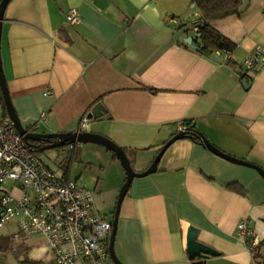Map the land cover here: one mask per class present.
Returning <instances> with one entry per match:
<instances>
[{"label":"crops","instance_id":"1","mask_svg":"<svg viewBox=\"0 0 264 264\" xmlns=\"http://www.w3.org/2000/svg\"><path fill=\"white\" fill-rule=\"evenodd\" d=\"M192 1L11 0L0 57L22 126L61 134L76 132L80 119L89 118L87 132L123 148L139 173L184 121H192L213 147L264 173V68L247 78L243 65L256 47L264 50V0H242L240 15L209 23L235 43L228 59L182 45L193 36L186 31L196 20ZM70 9L80 24L66 23ZM177 18L190 22L178 28ZM118 178L116 170L117 188ZM245 218L262 239L260 173L179 138L154 173L131 182L119 208L114 252L121 264H192L186 235L193 227L197 240L219 253L203 264H264V248L250 254L237 238V223ZM34 244L31 260L48 264L45 243Z\"/></svg>","mask_w":264,"mask_h":264},{"label":"built area","instance_id":"2","mask_svg":"<svg viewBox=\"0 0 264 264\" xmlns=\"http://www.w3.org/2000/svg\"><path fill=\"white\" fill-rule=\"evenodd\" d=\"M65 21L76 26L81 17L76 9H70ZM196 26L194 34H198ZM215 56L229 58L221 51ZM243 65L245 75L251 78L264 68V50L256 47ZM45 117L41 114V120ZM90 122L82 117L77 132H87ZM185 130L181 124L178 132ZM75 145L58 148L59 158H69ZM63 173L45 165L8 117L0 119V229L12 224L16 228L12 241L41 239L52 254L48 264H114L108 251L112 222L97 211L94 192ZM236 234L250 254L259 248L261 238L248 219L237 223Z\"/></svg>","mask_w":264,"mask_h":264},{"label":"water","instance_id":"3","mask_svg":"<svg viewBox=\"0 0 264 264\" xmlns=\"http://www.w3.org/2000/svg\"><path fill=\"white\" fill-rule=\"evenodd\" d=\"M11 0H0V40H1V29H2V21L5 9L7 5L9 4ZM184 44L190 47V49L196 51L197 47L192 41V38L187 37L184 39ZM0 96L3 100L7 117L11 120V122L14 124L16 131L20 136L23 137L24 141H27L29 139L34 141H40L42 139H46L49 141L48 146L45 148V150L48 149H58L60 147H64L69 144H94L98 146L104 147L106 150L111 152L115 158L119 161L120 165L122 166L124 173H125V181L122 184L117 201L115 206V213L112 220V230L109 234V246L108 251L110 254V258L113 261L114 264H121L119 260L117 259L115 252H114V240H115V233L117 228V217L119 213V208L121 205V202L123 198L125 197L128 188L131 184V182L135 178H141L145 177L147 175H150L156 171L157 164L159 163L161 157L163 156L164 152L167 150V148L176 140L181 138V133L170 139L158 152V154L153 159L151 165L145 170L144 172H135L129 162V159L123 149L119 146H117L115 143L111 142L109 139L90 132H67V133H61V134H31L24 126H22L21 122L19 121L15 110L13 108V105L11 103V100L9 98V94L7 91L6 81L3 74L2 69V63H1V57H0ZM98 110L95 108L93 112ZM94 118H96V114H94ZM89 119V118H88ZM53 141V142H52ZM201 143L203 147L208 149L209 151L213 152L214 154L224 158L225 160H228L232 163L251 167L256 169L260 175L264 178L263 171L258 168L257 166H254L250 163H247L242 160H238L236 158H233L231 156L225 155L222 152H220L218 149L213 147L206 138L201 139ZM186 247H187V255L189 260L193 261L192 264H203V261L210 257V256H218L219 253L212 249L211 247L199 242L197 240V229L193 227H189L187 229V235H186Z\"/></svg>","mask_w":264,"mask_h":264},{"label":"rangeland","instance_id":"4","mask_svg":"<svg viewBox=\"0 0 264 264\" xmlns=\"http://www.w3.org/2000/svg\"><path fill=\"white\" fill-rule=\"evenodd\" d=\"M76 148L81 149H79L78 159L59 158L57 149L45 150L40 154V158L52 170L64 172L70 179L76 180L79 185L92 190L99 213L111 221L120 188L125 180L124 170L119 161L112 159V154L102 146L76 144ZM116 170H118V179H122L119 188H117ZM98 182L100 186L97 187ZM100 187L104 189V192ZM14 232L16 228L12 224L0 229V245L5 247L9 244L7 251L0 249V264H20V260L25 257V254L17 251V247L21 244L29 248L28 258L31 259L34 242L41 241L38 238L12 241L10 237Z\"/></svg>","mask_w":264,"mask_h":264},{"label":"trees","instance_id":"5","mask_svg":"<svg viewBox=\"0 0 264 264\" xmlns=\"http://www.w3.org/2000/svg\"><path fill=\"white\" fill-rule=\"evenodd\" d=\"M192 4L196 8V16L192 15L190 17L195 18L196 20L193 21L190 28L187 29V32H192V28L194 25H197L198 34H194L193 36H189L192 38L193 43L197 47L195 51L199 55H203L206 57H213L215 56V52L221 51L226 54H231L235 50V43L231 40L223 36L219 31L214 29L209 23L214 20L224 19L229 16L240 15L243 12L242 9V0H193ZM180 22L178 28H183L189 24V20L185 22L182 18H177ZM187 49H190L189 46L182 43ZM245 77H247L245 75ZM248 78V77H247ZM1 100V109L3 111V118L7 117L6 109L3 103L2 98ZM183 124L186 126V130L181 133V139H189L194 143H197L201 146V139L204 137L196 128L195 124L192 121H184ZM31 134L34 133L33 128H26ZM205 138V137H204ZM28 143L35 148V151L38 154H41L45 151V148L48 146L49 141L46 139H42L40 141H34L29 139ZM80 148H76V145L73 149V153L75 155L74 159H78V155L80 154ZM123 149V148H122ZM123 151H125L123 149ZM72 153V154H73ZM114 159L115 156L112 155ZM73 158V157H72ZM71 158V159H72ZM131 166L132 162L129 160ZM133 168V167H132ZM125 181V180H124ZM229 187H236V184H232ZM115 212V209H114ZM8 245H0V249L8 250ZM264 248V237L260 241L259 249ZM17 251L25 254V257L20 260V264H43L42 262H37L28 258L29 248L24 244H21L17 247Z\"/></svg>","mask_w":264,"mask_h":264},{"label":"flooded vegetation","instance_id":"6","mask_svg":"<svg viewBox=\"0 0 264 264\" xmlns=\"http://www.w3.org/2000/svg\"><path fill=\"white\" fill-rule=\"evenodd\" d=\"M53 142V141H52Z\"/></svg>","mask_w":264,"mask_h":264}]
</instances>
